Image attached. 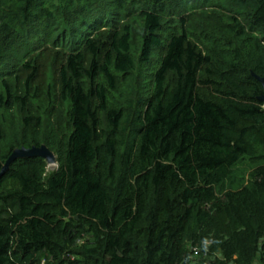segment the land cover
Wrapping results in <instances>:
<instances>
[{
  "label": "trees",
  "instance_id": "trees-1",
  "mask_svg": "<svg viewBox=\"0 0 264 264\" xmlns=\"http://www.w3.org/2000/svg\"><path fill=\"white\" fill-rule=\"evenodd\" d=\"M263 75L264 0H0V264H264Z\"/></svg>",
  "mask_w": 264,
  "mask_h": 264
},
{
  "label": "water",
  "instance_id": "water-1",
  "mask_svg": "<svg viewBox=\"0 0 264 264\" xmlns=\"http://www.w3.org/2000/svg\"><path fill=\"white\" fill-rule=\"evenodd\" d=\"M256 78L260 81V83L262 84V87L264 89V75L261 77L256 76ZM259 99L264 103V94L261 95L259 97ZM25 156H39V157L45 159L47 163H51V162L55 161L54 154L45 146L32 147V148H21V149L14 151L9 156V158L7 159V161L5 163L3 170H5L8 167L9 163L13 159L19 158V157H25Z\"/></svg>",
  "mask_w": 264,
  "mask_h": 264
},
{
  "label": "rangeland",
  "instance_id": "rangeland-1",
  "mask_svg": "<svg viewBox=\"0 0 264 264\" xmlns=\"http://www.w3.org/2000/svg\"><path fill=\"white\" fill-rule=\"evenodd\" d=\"M56 167H57V163H56L55 161H53V162H51V163H47V171H52V170H54ZM202 248L205 249V246L202 247ZM204 251H206V250H200L199 248H198V251H197V250H192V254H191L192 262H193V263H194V262L196 263V261H197L198 259H201V258H207L208 255H204V254H203ZM255 264H258V262H256Z\"/></svg>",
  "mask_w": 264,
  "mask_h": 264
},
{
  "label": "built area",
  "instance_id": "built-area-1",
  "mask_svg": "<svg viewBox=\"0 0 264 264\" xmlns=\"http://www.w3.org/2000/svg\"><path fill=\"white\" fill-rule=\"evenodd\" d=\"M193 250H197V251H198V247H197V248H196V247H194V248H193ZM206 252H207V251H204V253H203V254H204V255H206Z\"/></svg>",
  "mask_w": 264,
  "mask_h": 264
}]
</instances>
